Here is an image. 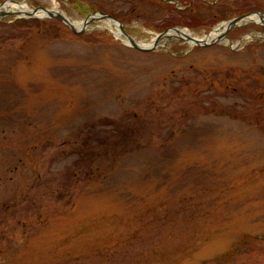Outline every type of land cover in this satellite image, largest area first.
<instances>
[{
  "label": "rangeland",
  "instance_id": "374dc122",
  "mask_svg": "<svg viewBox=\"0 0 264 264\" xmlns=\"http://www.w3.org/2000/svg\"><path fill=\"white\" fill-rule=\"evenodd\" d=\"M28 1L80 24L108 13L145 43L264 13V0ZM113 24L0 19V264H264V24L233 28L235 50L172 38L155 52Z\"/></svg>",
  "mask_w": 264,
  "mask_h": 264
},
{
  "label": "water",
  "instance_id": "95a60500",
  "mask_svg": "<svg viewBox=\"0 0 264 264\" xmlns=\"http://www.w3.org/2000/svg\"><path fill=\"white\" fill-rule=\"evenodd\" d=\"M11 1L7 0L3 3H0V5H4L6 2ZM17 4H20L22 2L20 1H11ZM28 2V0H26ZM40 11H44L47 15L45 18H56L61 20L63 23H65L72 31L76 33H84L88 29V25L92 23L94 20L97 19H103L109 22L110 24L114 23L120 28V37H116L122 42H125L127 45L138 49L140 51L144 52H151L156 51L160 48L166 47L168 40L172 38H180L183 39L185 42L191 44L192 46H198V47H208L214 44L219 43H226L230 48L235 49L233 45V41L228 37V32L232 30L233 28L237 26L244 25L246 23L254 22L258 24H264V13L262 12H252L249 14H245L240 17L232 18L228 20L227 22L223 23L225 25V28L221 31H218V29L222 26H218L217 28L213 29L211 32H209L207 35H205L202 38L195 37L193 35L188 34V30L185 28L180 27H172L169 30L162 32L160 34H157L156 38L153 40L151 45L144 46L141 45L140 42L135 40L133 37H131L129 34L125 32L124 25L119 22L116 18H114L112 15L103 13V12H95L90 14L84 22L81 24V26H76L72 21H70L64 14L59 12L58 10H52L46 7H40V8H32L28 12H26L23 16L18 15L16 12H8V11H0V19L4 17L9 16H17V17H27V18H40L37 16V13ZM251 16H258L260 18V22L254 21L250 19ZM113 24V25H114ZM171 31H175L177 33L176 36H173L174 34L171 33ZM182 32L184 34H182ZM213 32H216V34L213 35ZM172 34V35H171ZM213 35V37H211ZM262 37H254V39H260ZM264 40V37L262 38ZM163 40V41H162ZM167 40V41H165Z\"/></svg>",
  "mask_w": 264,
  "mask_h": 264
},
{
  "label": "bare ground",
  "instance_id": "6f19581e",
  "mask_svg": "<svg viewBox=\"0 0 264 264\" xmlns=\"http://www.w3.org/2000/svg\"><path fill=\"white\" fill-rule=\"evenodd\" d=\"M31 9H32L31 6H29V3L26 2V1L25 2H22L20 4H17V3H14V2L8 1L4 5H2V6L0 5V11L16 12L20 16H23L26 12H28ZM56 9H54V10H56ZM46 15L47 14L44 11H40L39 13H37V16L40 17V18H44ZM250 19H252L254 21H257V22H260V18L258 16H251ZM72 22L74 24H76V26H81L80 23H77V22H74V21H72ZM224 28H225V25H222L218 29V31H221ZM171 33L174 34L173 36H176L177 35V33L175 31H171ZM187 33L191 35V32H187ZM182 34H184V33L182 32ZM214 34H216V32H213V35ZM213 35L211 37H213ZM195 37H198V36H195ZM140 44L141 45H144V46L151 45V43H145V42H141Z\"/></svg>",
  "mask_w": 264,
  "mask_h": 264
},
{
  "label": "flooded vegetation",
  "instance_id": "af4514ba",
  "mask_svg": "<svg viewBox=\"0 0 264 264\" xmlns=\"http://www.w3.org/2000/svg\"><path fill=\"white\" fill-rule=\"evenodd\" d=\"M96 10V9H95Z\"/></svg>",
  "mask_w": 264,
  "mask_h": 264
}]
</instances>
